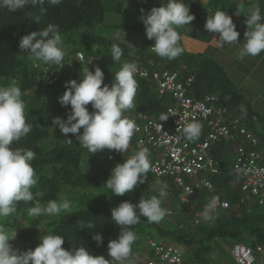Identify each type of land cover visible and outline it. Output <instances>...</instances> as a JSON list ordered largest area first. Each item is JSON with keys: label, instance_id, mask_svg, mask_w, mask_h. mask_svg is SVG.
Wrapping results in <instances>:
<instances>
[{"label": "trees", "instance_id": "trees-1", "mask_svg": "<svg viewBox=\"0 0 264 264\" xmlns=\"http://www.w3.org/2000/svg\"><path fill=\"white\" fill-rule=\"evenodd\" d=\"M185 2L195 17L191 25L204 26L212 13L204 12L199 0ZM150 4L151 7L148 8L139 3L135 10L142 14L139 11L142 7L146 13L152 7L160 6L161 0H150ZM44 7L46 12L43 14L39 6L28 5L16 12L0 8V86H9L15 82L22 91L26 122L31 124L32 129L15 142L14 147L31 149L36 153L32 161L37 177V184L31 189L34 197L43 194L45 206L50 200H67L70 207L58 218L53 215L32 217L28 214L29 210H25L26 203L20 202L11 216L0 220L10 231L21 232L20 242L12 246L20 251L34 250L41 242L40 238L54 233L65 237L62 245L65 249L85 246L95 255L107 256L108 242L116 238L120 231L131 230L136 239L125 264H146L147 260L153 257L149 249L144 251L143 243L147 239L148 248L149 239L157 241L153 237L154 234L161 243L183 246L185 253L182 256L188 264H222V257H230L231 247L242 242L254 248L259 246L264 253V201L259 203L252 197L246 199L237 179L228 174L233 143L221 141L215 144L210 152L212 157L219 160L222 169L221 175L211 176L214 185L211 198L226 200L231 207L215 219H203L194 225L192 212L201 203L206 202L207 193L204 191L195 195V202H179L176 206L169 199L172 195L176 198L172 180L168 177H156L151 171L148 172L144 183L122 196L113 195L111 190L106 188L105 181L111 175L113 167L137 151L147 148L152 162L154 152L148 146L137 147L135 133L125 153L104 149L91 154L72 134H68L72 139L69 143L59 128L52 124L53 117L66 119L71 112V106H62L58 99L65 91L66 81L76 79L79 82L81 73L87 67L94 71V67L100 63L105 65L102 69L105 81L114 82V74L124 63H135L147 69L179 70L182 80L191 76L193 81L189 94L195 98L208 94L216 95L218 103L227 108L228 116L238 117L241 124L253 131L261 143L263 134L256 130V120L264 122V117L253 113L249 102L237 92L222 66L201 52L187 51L182 38L179 44L184 51L180 56L171 60L158 56L152 51L153 41L146 37L145 26L141 20L138 19L127 26L121 25L117 29L105 22L104 0H63L59 5L46 3ZM30 16H39V24ZM50 23L59 27L62 36L65 50L62 67L34 62L28 53L19 52V41L23 35L30 31L42 30ZM185 27L177 29L180 36ZM107 30H111L112 34H107ZM129 30L141 37V41L131 42L134 47L129 45V39H120L122 31ZM132 37L128 35V38ZM113 44L118 45L123 52L118 62H113L110 56ZM78 53L83 56L82 60L78 58ZM135 78L138 82L137 94L134 107L124 113L127 118H130V114L138 112L157 115L172 104L170 96L157 95L154 84L149 79L137 75ZM87 107L90 112L93 111L91 104ZM196 124L200 132L196 138L190 140L192 144L200 141L206 133L204 123ZM108 154L112 155L111 158H108ZM164 185L166 195L160 197L159 193ZM154 196L161 199L163 208H174L176 215H165L158 223L149 222L146 217L140 216L139 222L130 226V229L112 221L111 210L122 201L136 204ZM89 222L95 227L88 229L82 226ZM99 232L103 238L102 243L93 239V233ZM226 242L230 244L227 245ZM27 243L29 246H26Z\"/></svg>", "mask_w": 264, "mask_h": 264}, {"label": "clouds", "instance_id": "clouds-1", "mask_svg": "<svg viewBox=\"0 0 264 264\" xmlns=\"http://www.w3.org/2000/svg\"><path fill=\"white\" fill-rule=\"evenodd\" d=\"M62 2L63 0H0V8L16 12L28 5L39 6L43 14L46 12V3L59 5ZM245 15L247 30L239 53L241 58L255 57L264 52V16L259 9ZM30 18L39 24V16ZM194 19V14L190 12L185 0H161L160 6H154L146 13L142 10L140 16L146 37L153 41L152 51L169 60L177 58L184 51L179 44L181 36L177 29L191 24ZM204 27L209 33L219 34L216 40L220 45H231L240 41V33L232 17L224 10L210 14ZM19 52L28 53L34 62L62 67L65 50L59 27L50 23L42 30L23 35L19 41ZM122 55V49L113 44L110 54L112 61H120ZM137 74L138 66L135 63H124L114 74V82L109 86L104 84V72L99 66L94 71L87 67L81 73L79 82L72 79L64 83L65 91L58 99L62 106L70 105L71 112L66 119L53 117L52 124L59 128L69 143L72 139L68 134H72L91 154L104 149L127 152L131 138L138 131L135 121L124 115L134 107L138 87L135 78ZM89 104L93 109L91 112L87 107ZM166 119L167 116L161 117V120ZM31 129V124L26 122L21 88L15 82L9 86H0V220L11 216L20 202H32L28 213L32 217L58 216L70 207L67 200H50L45 207H41L35 199L31 189L37 184L32 166L36 153L31 149L14 147V143L26 136ZM199 132L197 124L184 128L189 140L196 138ZM111 156L108 154V158ZM150 170L152 164L149 150L143 148L113 167L111 175L105 181L106 188L113 195L122 196L144 183ZM165 188L166 185L162 186L160 197L166 195ZM167 212L161 206V199L154 196L136 204L122 201L112 208L111 218L116 225L130 229V226L139 222L140 216L146 217L149 222L158 223ZM82 226L88 229L95 227L91 222ZM15 236L16 230L9 231L0 224V264H125L136 239L133 231H120L116 238L108 242L105 256L95 255L85 246L65 249L62 247L65 237L54 233L40 238L41 242L34 250L20 251L10 243ZM93 239L98 243L103 240L100 232L93 233Z\"/></svg>", "mask_w": 264, "mask_h": 264}, {"label": "built area", "instance_id": "built-area-1", "mask_svg": "<svg viewBox=\"0 0 264 264\" xmlns=\"http://www.w3.org/2000/svg\"><path fill=\"white\" fill-rule=\"evenodd\" d=\"M142 10L144 12V8L140 7L139 11ZM77 56L80 60L83 59L81 54L78 53ZM137 66V76L149 79L154 84L157 95L170 96L172 104L157 115L138 112L130 116L138 127L135 144L137 147L148 146L152 149L154 158L151 173L156 177H168L172 180L176 199L180 203L195 202L194 197L199 191L207 193L206 202L192 212L193 224L197 225L203 219H215L231 207L226 200L211 198L214 192L211 176L221 175L222 169L219 160L212 157L210 152L221 141L234 144L228 174L237 179L246 199L252 197L262 203L264 153L260 150V141L255 133L244 127L238 117H229L227 108L218 103L216 95L195 98L189 94L193 81L191 76L182 80L179 70ZM112 83L110 80L104 82L109 86ZM162 116H167V119L161 120ZM198 122L206 125V133L200 141L192 144L184 133V128ZM165 209L168 210L166 215L177 213L174 208ZM148 249L153 257L146 264H188L184 262L179 248L172 244L149 239ZM256 252H261L259 246L254 248L236 243L230 249V256L236 264H264V261L258 260Z\"/></svg>", "mask_w": 264, "mask_h": 264}, {"label": "crops", "instance_id": "crops-1", "mask_svg": "<svg viewBox=\"0 0 264 264\" xmlns=\"http://www.w3.org/2000/svg\"><path fill=\"white\" fill-rule=\"evenodd\" d=\"M204 12L214 13L224 10L231 14L233 22L240 33V41L236 44L220 45L219 34L209 33L204 26L185 25L182 31L183 46L187 51L201 52L217 61L226 71L235 89L250 104L253 113L264 117V52L258 56L240 57V49L244 44L246 13L259 9L264 16V0H199ZM245 13V14H244ZM255 120L257 117L254 118ZM259 120V119H257ZM256 120V130L263 134L260 150L264 153V122ZM264 256V253H261ZM230 255V250H229ZM259 261H264L258 257Z\"/></svg>", "mask_w": 264, "mask_h": 264}, {"label": "rangeland", "instance_id": "rangeland-1", "mask_svg": "<svg viewBox=\"0 0 264 264\" xmlns=\"http://www.w3.org/2000/svg\"><path fill=\"white\" fill-rule=\"evenodd\" d=\"M104 2H105V22L107 24L111 25V26H115L116 29H117V27H120L121 25L127 26V25L137 21L138 19L140 20L141 14H138L137 11L135 10L136 9V5H138L139 3L145 4L148 8L151 7L150 0H104ZM106 33L107 34H112L111 30H107ZM128 35L133 36L132 39L128 38ZM120 39H122L124 41L125 40L127 41L129 39L128 42H129L130 46L131 45L133 46V44L131 43L133 40L141 41L140 35L135 33L134 31H130V30H129V32L122 31V36H121ZM97 66H99L101 69L105 68V65L100 64V63H98ZM72 67H74V66H72ZM94 69H95V67H94ZM42 198H43V194L39 195L38 197H35V199L40 203L41 207H45V202L43 201ZM169 199L172 200L173 203H175L174 205H176V206L178 205L179 201H178V199H176L174 197V195H172V197H169ZM29 203L30 204H25V206H26L25 210L26 211H28L29 208L32 206L31 205L32 202H29ZM60 215H58V216L57 215H53V216L58 218ZM5 228L7 229V227H5ZM7 230H9V229H7ZM17 233H19V232H17ZM17 233H16V235H17ZM20 234H21V232L19 233V235L15 236V238L13 240L10 241V243L12 245L13 244L17 245L20 242V237H19ZM35 235H37V234H35ZM35 235L33 236V238L36 237ZM153 237L155 239H157V241L161 242V240H159L157 238L156 234H154ZM226 243H227V245L230 244V242H226ZM242 243L245 244L244 242H242ZM20 244H22V241H21ZM177 247L179 248L180 252L184 256L185 252H184L183 246L180 245V246H177ZM143 248H144V251L147 252V249H148L147 248V239H146L145 243H143ZM261 253L262 252H256V256L261 257V259L264 260V256H262ZM230 257L229 258L228 257L227 258L226 257H222V259H221L222 264H236L234 262V260L232 258H230Z\"/></svg>", "mask_w": 264, "mask_h": 264}]
</instances>
